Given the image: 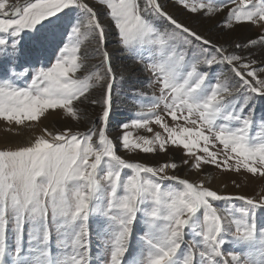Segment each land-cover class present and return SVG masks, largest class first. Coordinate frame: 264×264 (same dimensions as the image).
I'll use <instances>...</instances> for the list:
<instances>
[{"label":"snow or ice","instance_id":"obj_1","mask_svg":"<svg viewBox=\"0 0 264 264\" xmlns=\"http://www.w3.org/2000/svg\"><path fill=\"white\" fill-rule=\"evenodd\" d=\"M0 264H264V0H0Z\"/></svg>","mask_w":264,"mask_h":264},{"label":"rangeland","instance_id":"obj_2","mask_svg":"<svg viewBox=\"0 0 264 264\" xmlns=\"http://www.w3.org/2000/svg\"><path fill=\"white\" fill-rule=\"evenodd\" d=\"M170 10H172L174 12L176 11L175 9H170ZM178 18H180V19H187V17L185 15H183V14H178ZM208 27H209V24H206V25L203 26V29L202 30H206ZM207 34L213 35L215 39H222L223 38L222 34H218L214 28L212 29V32L211 33H207ZM113 46L114 45H110V47H113ZM116 65H117V72H118V75H117V81L118 82H117V85H116V89L119 90L121 87H126V85H121L119 83V72H120L121 62L120 61H116ZM138 75H145V74L144 73H139ZM145 87L147 88V82H145ZM147 90L149 92H151V89H147ZM118 104H119V110L121 112H123L124 114H127L128 113L129 105H128L127 101L124 100L123 96H121V98L118 100ZM114 128H115V123H113V129ZM179 155L180 154L177 153V160L178 161H179ZM136 158H139V159H142V160H148V161H156L158 159L159 160H162L163 159V157H152V156H143V155H141L139 157H136ZM206 171H207V169H206ZM176 174L177 175H181V176L188 175V173L186 172V170L183 167H181ZM190 178H192V177H190ZM225 179L227 180V177ZM229 184H230V181H229ZM259 188H260V185L257 184L256 185V190H259ZM227 191H229V192H237V191H240V192H242L244 194L251 195V194H253V187L250 186V185L247 186V187H244L242 185V188L241 189H235L234 187L229 186V188L227 189Z\"/></svg>","mask_w":264,"mask_h":264}]
</instances>
